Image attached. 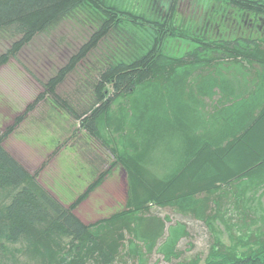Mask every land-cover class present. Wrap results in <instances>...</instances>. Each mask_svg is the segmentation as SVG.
<instances>
[{
    "label": "trees",
    "instance_id": "trees-1",
    "mask_svg": "<svg viewBox=\"0 0 264 264\" xmlns=\"http://www.w3.org/2000/svg\"><path fill=\"white\" fill-rule=\"evenodd\" d=\"M127 1L0 0V36L12 41L0 53V65L80 12L94 28L26 111L46 95L58 100L56 89L66 77L113 39L89 83V108L79 116L64 106L110 151L126 178L124 208L86 225L75 210L104 175L64 206L5 149L26 113L15 117L0 132V264H18L16 255L35 264H116L125 258L146 264V254L155 249L170 263L179 258L177 244L188 232L176 225L158 244L165 221L145 216L151 207L203 221L213 234L203 264H264V234L230 236L232 244L225 245L213 228L222 221L218 193L234 189L242 197L264 187V37L211 38L178 25L174 6L165 18L151 19ZM252 4L264 16V2L242 5ZM172 42L184 49L172 54L167 47ZM209 106L217 112L200 121L198 107ZM103 126L112 134L102 135ZM197 128L200 133H194ZM200 262L195 255L175 264Z\"/></svg>",
    "mask_w": 264,
    "mask_h": 264
},
{
    "label": "rangeland",
    "instance_id": "rangeland-1",
    "mask_svg": "<svg viewBox=\"0 0 264 264\" xmlns=\"http://www.w3.org/2000/svg\"><path fill=\"white\" fill-rule=\"evenodd\" d=\"M128 1L135 5L133 10L151 19L165 18L171 3V0ZM173 13L178 25L189 26L193 32L211 38L264 37L263 18L253 22L249 15L238 13L219 1L176 0ZM87 16L80 12L64 20L35 37L16 56L0 65V132L11 126L15 117L26 113L5 140V149L30 174H35L38 182L64 206L77 201L99 176L104 175L100 184L87 193L75 210V215L86 225L106 219L124 208L126 178L119 166H114L110 151L91 137L65 106L79 116L89 108L92 95L89 83L95 79L96 69L112 48L113 42L110 40L113 39L102 42L66 77L56 89L58 100L46 95L28 111L26 108L42 93L43 84L66 64L94 31ZM11 42L0 36V53L9 48ZM167 47L172 54L184 49L179 42L168 43ZM192 88L195 90L193 84ZM204 100L209 102L208 99ZM116 108L112 109L114 116ZM190 108L193 110L192 105ZM204 108L198 107L197 110L198 113L202 111L198 115L200 121L210 120L207 117L218 110L217 106L206 107L208 110ZM104 130L103 126L100 131L102 135L108 132L112 134ZM194 133H200V128L195 129ZM110 166L115 168L111 169ZM218 196L222 197L217 205L222 221L216 220L213 228L220 232L218 237L225 245L232 244L231 237L255 239L264 234V187L256 194L247 191L242 197H238L234 189L220 192ZM209 206L212 212L214 204L209 203ZM207 213L210 214L209 211ZM145 216L165 221V231L158 244L166 240L169 228L176 225H184L188 232V236L181 238L177 244L176 249L180 252L178 259H172L169 263L155 249L146 254V264H175L195 255L200 257V264H203L213 240V234L203 221L191 215H181L171 208L151 207ZM16 259L18 264H35L28 257L16 255ZM123 260L116 264H137L133 259Z\"/></svg>",
    "mask_w": 264,
    "mask_h": 264
},
{
    "label": "flooded vegetation",
    "instance_id": "flooded-vegetation-1",
    "mask_svg": "<svg viewBox=\"0 0 264 264\" xmlns=\"http://www.w3.org/2000/svg\"><path fill=\"white\" fill-rule=\"evenodd\" d=\"M159 2H161L162 0H158ZM215 2H222L224 3L228 8L230 9H233L235 11H237L238 13H245L247 15H249L251 17V20L253 22H257V20L259 18H263L264 19V16L259 14V11L258 9L256 8V6H253L250 5L251 7L250 8H244V7H248L246 5H242V4H245L246 2H253V3H263L264 0H245V3H243L242 1L240 0H214ZM176 0H171V3H170V8L169 10L172 9L173 6H175ZM172 5V6H171ZM168 10V9H167Z\"/></svg>",
    "mask_w": 264,
    "mask_h": 264
},
{
    "label": "bare ground",
    "instance_id": "bare-ground-1",
    "mask_svg": "<svg viewBox=\"0 0 264 264\" xmlns=\"http://www.w3.org/2000/svg\"><path fill=\"white\" fill-rule=\"evenodd\" d=\"M154 154V153H153Z\"/></svg>",
    "mask_w": 264,
    "mask_h": 264
}]
</instances>
